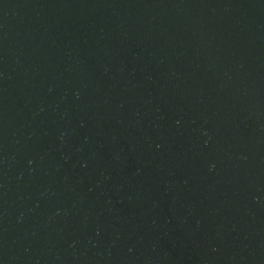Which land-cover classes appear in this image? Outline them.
I'll return each mask as SVG.
<instances>
[{
	"label": "water",
	"instance_id": "obj_1",
	"mask_svg": "<svg viewBox=\"0 0 264 264\" xmlns=\"http://www.w3.org/2000/svg\"><path fill=\"white\" fill-rule=\"evenodd\" d=\"M0 264H264V0H0Z\"/></svg>",
	"mask_w": 264,
	"mask_h": 264
}]
</instances>
